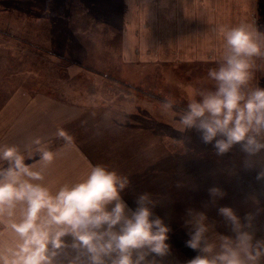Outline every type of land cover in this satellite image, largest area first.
Wrapping results in <instances>:
<instances>
[{
  "label": "rangeland",
  "instance_id": "obj_1",
  "mask_svg": "<svg viewBox=\"0 0 264 264\" xmlns=\"http://www.w3.org/2000/svg\"><path fill=\"white\" fill-rule=\"evenodd\" d=\"M86 1H0V108L17 91L49 97L62 109L72 107L70 112L76 118L63 130L91 161L129 177L130 186L123 192L126 197L134 195L135 176L155 184L156 190L151 192L157 199L154 212L171 229L166 241L171 251L180 252L175 240L188 237L187 218L182 220L187 210L183 204L188 201L192 209L210 208L207 215L217 222V231L227 229L216 207L213 210L209 203L207 190L213 186L226 193L221 206L233 208L241 217L259 208L262 211L255 221L263 222L264 179L256 177L264 166V154L254 158L251 167H245L244 154L238 147L217 157L211 145L202 144L195 133L190 134V144L181 148L173 143L181 134L160 111L159 102L168 96L175 98L179 108L185 107L188 86L211 87L207 73L217 65H169L158 59L154 63L128 64L127 60H134L141 50L149 55L152 49L126 48L127 43L118 35V24L100 22L108 16L99 9H95V15H88L91 10ZM83 11L87 14L81 15ZM259 19L260 24L264 23V12ZM257 83L264 88V70L256 61L252 84ZM62 143L59 138L48 144L53 148ZM220 170L222 175L235 176L239 186L226 180L222 186L215 184L221 177ZM238 176L248 184L242 185ZM199 190L207 195L201 205ZM165 198L172 200L169 206ZM174 217L176 223L170 225ZM8 239L11 237L0 232V240ZM182 262L166 256L157 264Z\"/></svg>",
  "mask_w": 264,
  "mask_h": 264
},
{
  "label": "clouds",
  "instance_id": "obj_2",
  "mask_svg": "<svg viewBox=\"0 0 264 264\" xmlns=\"http://www.w3.org/2000/svg\"><path fill=\"white\" fill-rule=\"evenodd\" d=\"M214 31L223 51L207 73L212 86H188L185 107L168 96L159 102L160 111L181 134L173 141L177 146L190 144L195 133L217 157L238 147L245 167H251L264 154V88L252 84L256 60L264 59V32L254 22ZM56 135L64 149L75 147L65 130ZM57 154L41 138L23 150L0 145V224L11 237L0 240V264H157L169 255L171 229L154 212L150 193L137 195L130 208L122 196L129 177L100 164H90L82 179L53 191L45 183L46 169ZM256 179H264V166ZM207 191L229 234L217 231L205 211L187 209L185 247L197 253L187 264H264V237L254 228L262 210L241 217L229 206H217L226 196L221 188Z\"/></svg>",
  "mask_w": 264,
  "mask_h": 264
},
{
  "label": "crops",
  "instance_id": "obj_3",
  "mask_svg": "<svg viewBox=\"0 0 264 264\" xmlns=\"http://www.w3.org/2000/svg\"><path fill=\"white\" fill-rule=\"evenodd\" d=\"M80 2L83 3V1ZM86 2V7L91 10L88 15H95V9H99L108 16L107 20L103 19L100 22L108 26L118 24L116 27L118 35L124 43H127L126 48L129 45L130 48L144 46L143 49H152L149 55L141 50L139 52L141 57L135 55L134 60H127L128 64L144 61L154 63L158 59L169 65L174 63L217 65L222 55L223 41L218 31L214 30H218L220 26L232 27L241 22H254L258 30L264 32V23L260 24L259 21L261 20L259 18L263 17L264 0H87ZM116 9L118 12L114 13ZM86 14V11L81 13V15ZM148 56L152 61L150 59L148 61ZM256 61L264 70V59ZM71 109L72 107L68 109L66 106L62 109L59 102L57 106H54L53 99L49 97H33L26 91L13 93L0 108V145H15L23 150L25 144L35 138H41L46 143L59 139L56 135L57 130L66 128V124L76 118L70 112ZM74 144L75 147L70 149H64V143L51 148L58 154L46 169L45 183L53 191L65 183L82 179L90 164L97 165L87 158L77 143L74 142ZM34 162L36 161H26L28 164ZM219 175L221 177L218 181L215 180V184L222 186L224 180L233 185L240 184L235 176L232 178L222 175L221 170ZM135 177L133 197H126L125 193H122L128 206L133 209L137 191L140 193L149 191L151 194L156 190L151 180L146 181V178ZM238 177L241 184H248L244 177ZM188 184L191 183L188 182ZM187 190L191 191L190 187H187ZM198 193H201L198 197V204L201 205V200H204L207 195L200 190ZM152 199L156 198L152 197ZM165 200H167L166 206L172 202L170 198ZM217 204L221 206V201L219 200ZM183 207L191 208V202L184 203ZM202 208L206 214L210 210V208L205 209L206 206ZM182 215L184 216L182 220L187 218L185 213ZM260 221H254V228L258 237H264V221ZM170 222V225H174L175 217ZM0 232L4 235L3 224H0ZM220 232L229 234L227 229ZM188 238L184 236L175 240V246L182 254L172 249L167 255L168 258L172 260L179 258L183 260L182 264H187V261L197 254L185 247V241Z\"/></svg>",
  "mask_w": 264,
  "mask_h": 264
},
{
  "label": "bare ground",
  "instance_id": "obj_4",
  "mask_svg": "<svg viewBox=\"0 0 264 264\" xmlns=\"http://www.w3.org/2000/svg\"><path fill=\"white\" fill-rule=\"evenodd\" d=\"M68 81V80H67ZM68 84V83H67ZM117 88V87H116ZM133 93V92H132ZM135 95V94H134ZM138 101V100H137ZM141 102H143L144 104H145V102H144V100L142 101V99H141ZM147 103V102H146ZM150 103V102H149ZM151 104V103H150ZM148 107H151L149 104H148ZM153 121V120H152Z\"/></svg>",
  "mask_w": 264,
  "mask_h": 264
},
{
  "label": "trees",
  "instance_id": "obj_5",
  "mask_svg": "<svg viewBox=\"0 0 264 264\" xmlns=\"http://www.w3.org/2000/svg\"><path fill=\"white\" fill-rule=\"evenodd\" d=\"M173 162H174V161H173ZM147 176H148V177L151 176V173L148 172ZM148 177H147V178H148Z\"/></svg>",
  "mask_w": 264,
  "mask_h": 264
}]
</instances>
